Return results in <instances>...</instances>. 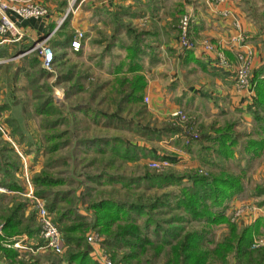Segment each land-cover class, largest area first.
<instances>
[{"label":"rangeland","instance_id":"obj_1","mask_svg":"<svg viewBox=\"0 0 264 264\" xmlns=\"http://www.w3.org/2000/svg\"><path fill=\"white\" fill-rule=\"evenodd\" d=\"M87 1L89 0H40L39 4L42 3L48 12L56 8L71 12L76 8L85 9ZM21 2L35 3V0ZM145 2L144 7L139 5L138 12L144 14L140 21L134 22L132 18H127L124 24L126 30L119 33V17L110 16L109 21L114 24L110 30L101 28L93 37V34L89 35L90 47L86 44L78 55L69 52L62 61L46 69L36 51L25 57L17 54L0 76V107L10 106L9 112L5 113H8V123L11 126L9 133L7 132L10 137L8 140H4V134L0 131V149L6 148L2 155V162L6 165L0 170V176L2 180L15 181L23 188L12 196L6 195L1 201V207L11 206L18 201L29 202L27 215L36 211L39 228V203L46 206L54 202L55 207L50 212L54 219L62 213L77 214L81 219L66 218L59 226L77 222L88 224L84 229L85 243L91 248V258L99 264H102L103 257L109 258L113 264H124L120 262L121 257L129 251L128 247L115 250L105 247L104 235L90 225L94 216L90 204L101 199L112 198L146 205L166 195L170 200V207L161 206L151 213L154 222L148 227L151 239L155 238L153 230L156 227H160L159 231L162 232L163 227H170L169 222H172V226L182 227L184 231L201 227V224L186 219V213L176 207L175 198L179 196L180 184H186V174L195 170L207 171L206 166L198 159L208 144L203 139L207 132L202 128L200 119L186 111V103L182 98L178 103L175 100L178 96H170L169 100L176 108L164 113L157 109L163 96H153L158 102H152L151 94L144 95L148 80L152 81L155 74L150 69L153 67L152 63L141 65L136 72L129 70L133 62L144 61L142 55L151 48L152 43L160 42V26L174 35L173 38L183 53L188 51L179 39L180 19L186 14V0ZM255 20L258 21V34L262 37V17L257 16ZM163 37L166 39L167 36ZM116 38L120 40H114ZM136 40H139L141 52H138L139 58L135 60L133 55L136 54ZM191 40L193 41L192 38ZM220 53L224 55L223 52ZM175 67L176 65L173 69L177 71ZM171 70V66L164 64L161 71L171 73ZM173 73L176 76V72ZM137 74L143 76L142 82L145 83L138 94L140 98L125 102L129 83L134 81ZM159 81L161 86H165L167 79L159 77ZM57 92L62 99L56 106L52 96ZM45 101H48V113L41 114L38 108ZM176 111H181L184 116H173L172 113ZM4 117L2 116L3 120ZM243 122L239 120L238 129H234L239 135H245L247 131ZM186 132L196 135L189 145H186ZM155 134H161V138L155 139ZM57 144L58 148L52 149ZM128 154L133 155V158H126ZM162 161H167V164L152 166V162ZM236 163L247 168L242 179L243 190L237 195L239 204L242 203L240 207L261 210L257 213L244 211L241 217L234 220L242 226L264 215V191L257 194L260 188H264V167L258 172L259 165L256 161L247 162L238 158L227 162L230 167H236ZM40 175L57 180L58 183L48 188L37 186L34 179ZM166 175L182 178L179 184L151 186L153 181ZM45 190L48 191V199L36 195ZM234 209L228 205L225 211L230 220ZM147 215L141 214L136 220L143 231L146 230L144 223ZM211 231L213 241H220L227 234L228 225L225 222L212 225ZM89 235L93 236V243L87 241ZM253 241H258V245L252 247ZM252 243L251 249H258L252 259L256 261L264 255L263 227L255 234ZM213 246L210 243L208 248ZM68 250L65 245L61 254L47 252L41 256L23 255L20 259L25 262H34L36 259L40 264L56 260L66 264L63 257ZM111 251H114V258L110 255ZM209 261L210 264H221L212 254ZM4 262L10 264L7 260ZM159 263L160 259L151 258L149 253L139 264ZM127 264L138 262L133 260ZM229 264H236L231 255Z\"/></svg>","mask_w":264,"mask_h":264},{"label":"trees","instance_id":"obj_2","mask_svg":"<svg viewBox=\"0 0 264 264\" xmlns=\"http://www.w3.org/2000/svg\"><path fill=\"white\" fill-rule=\"evenodd\" d=\"M138 46L139 40H136L134 44L136 54L133 55L135 60L139 57ZM186 53L190 54V51L186 50ZM140 68L141 64L135 61L130 65L129 70L136 72ZM142 81L143 76L137 74L134 81L129 83V92L124 97L125 102L140 98L138 94L145 86ZM250 82L253 85L254 95L247 110L252 114L256 124L252 134L257 137L249 135L244 142H240L234 134L232 123L216 129L214 134H204L203 139L208 144L203 149L205 152L202 153L199 160L202 165L206 166L207 171L195 170L186 174V184H180L179 196L175 198L176 207L186 213L187 220L201 224L200 228L184 231L182 227L172 226L170 225L172 222H169L170 227H163L162 232L159 231L160 227H156L153 230L155 238L151 239L148 234L149 225L154 223L151 213L161 206L170 207V200L166 195L158 197L146 205L112 198L101 199L90 204V209L94 213L90 225L104 235L103 245L111 250L121 247L129 248V251L121 257L120 262L127 264L136 260L139 264L143 257L150 253L151 258L160 259L159 264H210V254L221 264H229L230 255L233 256L236 264H252L251 262L264 264V255L256 261L252 260L258 249L250 247L255 234L260 232L262 227L264 228V215L257 217L254 222L240 226L236 221H231L225 213L229 202L242 192V179L247 169L238 165L239 163L235 164L236 167H230L227 162L235 158L236 148H239L238 154L249 155L246 159L247 162L252 161L264 150L263 67L252 71ZM45 102L48 104V101ZM40 109L38 108V112ZM154 138H161V134H155ZM58 146V144L53 145L52 149H57ZM5 149H0V170L6 165L5 162H2ZM126 158L132 159L133 155L128 154ZM181 178L166 175L153 181L151 186L164 187L179 184ZM34 180L37 186L45 188L58 183L57 180L41 175L35 177ZM1 184L13 191L23 189L15 181L6 182L2 178ZM259 190L257 194L262 193L264 188ZM36 195L48 199L47 190L37 192ZM3 198H6L5 193L0 194V253L2 259L7 260L10 264H40L36 259L34 262L21 260L19 251L13 247L14 236L23 233L34 236L40 233L36 211L33 210L27 215L30 205L29 202L24 201H18L11 206L2 208ZM46 207L50 213L55 207L54 202L50 205L47 204ZM141 214H148L144 223L145 231L136 221ZM71 217L76 220L81 219L74 213H62L56 219L52 218L63 234L66 247L69 248L63 260L66 264H99L91 258V248L85 243L84 229L88 227V224L77 222L63 227L59 226L64 219ZM223 222L227 223L228 232L220 241L214 242L211 226ZM210 243L214 244L212 248H208ZM110 255L114 258V251H111ZM47 264L62 263L55 260Z\"/></svg>","mask_w":264,"mask_h":264},{"label":"crops","instance_id":"obj_3","mask_svg":"<svg viewBox=\"0 0 264 264\" xmlns=\"http://www.w3.org/2000/svg\"><path fill=\"white\" fill-rule=\"evenodd\" d=\"M89 1H87L85 9L76 8L70 12L68 9L56 8L48 12L46 17L40 19H22L11 12V18L16 22L22 36L0 44V76L10 60H14L17 54L20 55L19 57H25L34 52L31 51L32 47L36 41L43 38H47V44L54 52L52 66L62 61L69 52L78 55L86 44L90 47L89 35L93 34V37L101 28L110 30L114 25L109 21L110 16L119 17L117 30L121 33L126 30L124 24L127 18H132L134 22L141 20L144 14L138 12L139 5L142 7L146 3V0ZM35 3H40V0H35ZM224 10L229 14L224 15ZM184 11L191 16L190 36L196 46L194 49L188 50L190 54L183 53L173 38L174 35L172 36L169 31L163 30V26H160L158 32L160 42L150 45L151 48L142 55L144 61H137L141 65L152 63L153 67L150 69L155 73L152 81L148 80L144 95L151 94L152 102L157 101L153 96H163L162 103L157 109L164 113L171 112L176 108L175 104L170 102V96H178L179 98L175 99L178 103L182 98V101L186 103V111L200 119L201 126L207 134H214L216 129L228 123L233 124V130L238 129L239 120H241L244 121L243 125L247 131L245 135H239L234 130L239 141L244 142V138L249 135L257 137L252 134L256 124L252 114L247 110L253 97L250 96L246 88L237 86L235 70L238 52L248 55L251 72L258 68H264V35L262 34L260 37L258 34V21L255 20V17L259 16L262 17L264 23V0H225L219 4L211 0H186ZM235 22L238 23V27L235 26ZM79 31L84 33V37L80 40L81 48L74 50L71 43L77 39ZM238 34H243L244 40H237ZM163 35L167 36L166 39ZM114 40L119 41L120 38ZM206 44H211L213 49H206L204 47ZM139 46L138 52H141ZM220 51L224 53L227 64H222L218 59L217 53ZM36 55L41 60L37 53ZM164 64L171 66V73L161 71ZM174 65H176L177 71H174ZM173 72H176V76ZM159 77L167 79L165 86H161ZM61 99L59 92L52 96L53 104L56 106ZM42 107L41 114L48 113V104L46 103L45 107ZM3 108L0 109V119L5 116L2 122L9 133L11 126L8 122L10 120L8 113L5 112H9L10 106ZM6 118L8 119L6 120ZM7 132L3 135L4 140L10 138ZM238 149L236 148L237 154L234 160L238 158L246 160L249 155L238 154ZM28 158L31 156L28 155ZM252 161L258 162L257 170L259 172L264 167V150ZM30 162H32L31 159ZM0 185L10 192L2 191L8 196L18 193L2 185L1 176ZM239 203L236 196L228 205L236 208L242 205ZM13 240V247L19 251L21 256H41L51 252L41 248L43 240L40 234L30 236L23 233L14 236ZM18 243L20 245L17 246ZM51 253L54 254V252ZM1 257L0 253V261L4 262Z\"/></svg>","mask_w":264,"mask_h":264},{"label":"built area","instance_id":"obj_4","mask_svg":"<svg viewBox=\"0 0 264 264\" xmlns=\"http://www.w3.org/2000/svg\"><path fill=\"white\" fill-rule=\"evenodd\" d=\"M216 4L223 3L225 0H211ZM15 13L22 19H30L36 18L40 19L46 17L48 15V9L39 4L33 2H21L15 0H0V44L4 42L13 41L15 38H21V33L18 30L16 22L11 18L10 13ZM224 15H228L229 12L224 10ZM190 24H191V16L189 13L182 15L180 19V43H182L183 47L188 50H192L195 48L194 42L190 37ZM236 27H238V23H234ZM84 37V33L79 31L77 33V39H74L71 43V46L74 50H79L81 48V39ZM237 40L242 41L244 37L241 34H238ZM205 48L208 50H212L213 46L211 44H206ZM31 51H36L38 56L41 59L42 65L46 69H50L52 67L54 61V52L52 48L47 44V38L40 39L36 41ZM218 59L222 64H227V59L225 56L218 52ZM237 66H236V84L239 88H246L250 96L253 97L254 90L253 85L250 82L251 78V69L249 65L248 55L244 52H238L236 54ZM147 102V97L144 98ZM173 116L183 117L181 111H176L172 113ZM7 128L3 124L0 119V131L5 134ZM196 135H192L191 133L186 132V145H189L193 138ZM167 164V161H162L160 163L152 162V166L159 167L160 165L164 166ZM0 191L9 192L6 188L0 185ZM10 193V192H9ZM260 208L250 207H237L234 209L233 214H231V220H237L238 217H241L244 211H249L250 213H257ZM261 211V210H260ZM38 221L40 223V237L43 240L42 249L49 250L56 254H61L65 249V243L63 234L58 227V225L53 221L52 216L48 212L47 207L44 203H39V216ZM87 241L89 243H93L95 240L93 236L89 235L87 237ZM260 243V241H259ZM20 245L19 243L16 244ZM258 245V241H253L252 247ZM102 264H113L111 260L107 257H103L101 259ZM0 264H7L6 262L0 261Z\"/></svg>","mask_w":264,"mask_h":264}]
</instances>
